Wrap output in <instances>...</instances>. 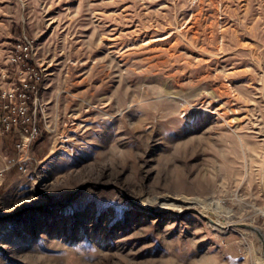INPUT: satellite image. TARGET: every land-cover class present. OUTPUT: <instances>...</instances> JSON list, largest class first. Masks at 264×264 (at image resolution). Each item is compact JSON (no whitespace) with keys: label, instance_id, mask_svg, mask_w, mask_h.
<instances>
[{"label":"rangeland","instance_id":"rangeland-1","mask_svg":"<svg viewBox=\"0 0 264 264\" xmlns=\"http://www.w3.org/2000/svg\"><path fill=\"white\" fill-rule=\"evenodd\" d=\"M24 37L0 264H264V0H0V91Z\"/></svg>","mask_w":264,"mask_h":264},{"label":"built area","instance_id":"built-area-1","mask_svg":"<svg viewBox=\"0 0 264 264\" xmlns=\"http://www.w3.org/2000/svg\"><path fill=\"white\" fill-rule=\"evenodd\" d=\"M36 51L34 42L27 37L14 45V50L8 56V63L13 68L14 82L12 85L0 91V132L5 133L13 127H20L22 136L19 148L28 144L35 135V131L29 127V102L34 99L32 91L35 86L42 83L43 71H37L34 67Z\"/></svg>","mask_w":264,"mask_h":264},{"label":"bare ground","instance_id":"bare-ground-1","mask_svg":"<svg viewBox=\"0 0 264 264\" xmlns=\"http://www.w3.org/2000/svg\"><path fill=\"white\" fill-rule=\"evenodd\" d=\"M168 200V199H167ZM165 205V204H164ZM211 223H212V225L215 227V228H223V226H225L224 225V223H223V218L222 217H218V218H215V219H211ZM254 234L260 239V243H262L261 244V246L263 247V241H262V239L260 238V236H259V234L257 233V232H255L254 231ZM258 242H259V240H258ZM261 247V249H263ZM259 249V248H258ZM263 251V250H262Z\"/></svg>","mask_w":264,"mask_h":264},{"label":"water","instance_id":"water-1","mask_svg":"<svg viewBox=\"0 0 264 264\" xmlns=\"http://www.w3.org/2000/svg\"><path fill=\"white\" fill-rule=\"evenodd\" d=\"M239 226L250 229V230L255 231L259 234L260 238L263 241V255H264V232L260 228L253 226V225L240 224Z\"/></svg>","mask_w":264,"mask_h":264},{"label":"trees","instance_id":"trees-1","mask_svg":"<svg viewBox=\"0 0 264 264\" xmlns=\"http://www.w3.org/2000/svg\"><path fill=\"white\" fill-rule=\"evenodd\" d=\"M12 136H13L14 139H15V138L18 139V137H17L15 134H10V137H12ZM16 139H15V140H16Z\"/></svg>","mask_w":264,"mask_h":264}]
</instances>
